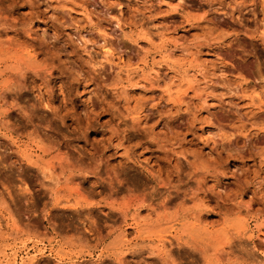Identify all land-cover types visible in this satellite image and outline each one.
Masks as SVG:
<instances>
[{"label":"rangeland","instance_id":"374dc122","mask_svg":"<svg viewBox=\"0 0 264 264\" xmlns=\"http://www.w3.org/2000/svg\"><path fill=\"white\" fill-rule=\"evenodd\" d=\"M0 264H264V0H0Z\"/></svg>","mask_w":264,"mask_h":264},{"label":"bare ground","instance_id":"6f19581e","mask_svg":"<svg viewBox=\"0 0 264 264\" xmlns=\"http://www.w3.org/2000/svg\"><path fill=\"white\" fill-rule=\"evenodd\" d=\"M50 171V170H49ZM165 182V181H164Z\"/></svg>","mask_w":264,"mask_h":264}]
</instances>
